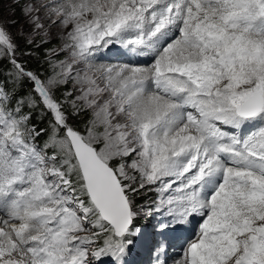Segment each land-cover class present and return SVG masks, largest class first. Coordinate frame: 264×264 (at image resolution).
<instances>
[{
	"label": "snow or ice",
	"instance_id": "obj_1",
	"mask_svg": "<svg viewBox=\"0 0 264 264\" xmlns=\"http://www.w3.org/2000/svg\"><path fill=\"white\" fill-rule=\"evenodd\" d=\"M13 2L0 264H264V0Z\"/></svg>",
	"mask_w": 264,
	"mask_h": 264
},
{
	"label": "rangeland",
	"instance_id": "obj_2",
	"mask_svg": "<svg viewBox=\"0 0 264 264\" xmlns=\"http://www.w3.org/2000/svg\"><path fill=\"white\" fill-rule=\"evenodd\" d=\"M14 12V14H13ZM0 17H2L5 20H11V19H16V20H22L21 14H20V5L15 4L13 0H0ZM15 31V29H13ZM58 29H56L55 26L52 27V32L55 35ZM56 45V40H53L52 45H49V47ZM151 195V194H149ZM144 197V196H143ZM144 228H147L149 231H153V226L155 224V220L152 218L148 219H141ZM141 250H143V247H139Z\"/></svg>",
	"mask_w": 264,
	"mask_h": 264
},
{
	"label": "trees",
	"instance_id": "obj_3",
	"mask_svg": "<svg viewBox=\"0 0 264 264\" xmlns=\"http://www.w3.org/2000/svg\"><path fill=\"white\" fill-rule=\"evenodd\" d=\"M30 67H35V64H34V62H30ZM47 69V65H44V67L41 69V71H45ZM148 196H151V195H149L148 194ZM148 197L147 196H141V197H138L137 198V202L138 203H144L145 202V200L147 199ZM143 224V222L140 220L139 221V226L140 227H142L141 225Z\"/></svg>",
	"mask_w": 264,
	"mask_h": 264
},
{
	"label": "bare ground",
	"instance_id": "obj_4",
	"mask_svg": "<svg viewBox=\"0 0 264 264\" xmlns=\"http://www.w3.org/2000/svg\"><path fill=\"white\" fill-rule=\"evenodd\" d=\"M43 2L47 4L50 2V0H43Z\"/></svg>",
	"mask_w": 264,
	"mask_h": 264
}]
</instances>
